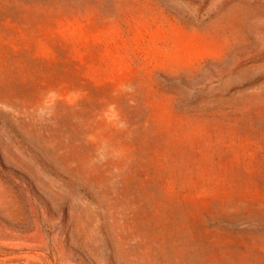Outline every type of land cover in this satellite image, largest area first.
<instances>
[{
	"label": "rangeland",
	"instance_id": "rangeland-1",
	"mask_svg": "<svg viewBox=\"0 0 264 264\" xmlns=\"http://www.w3.org/2000/svg\"><path fill=\"white\" fill-rule=\"evenodd\" d=\"M0 264H264V0H0Z\"/></svg>",
	"mask_w": 264,
	"mask_h": 264
}]
</instances>
